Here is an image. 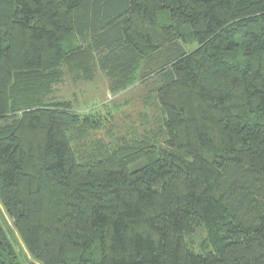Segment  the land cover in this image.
<instances>
[{
	"label": "trees",
	"instance_id": "trees-1",
	"mask_svg": "<svg viewBox=\"0 0 264 264\" xmlns=\"http://www.w3.org/2000/svg\"><path fill=\"white\" fill-rule=\"evenodd\" d=\"M0 205V264H264V0H0Z\"/></svg>",
	"mask_w": 264,
	"mask_h": 264
},
{
	"label": "rangeland",
	"instance_id": "rangeland-1",
	"mask_svg": "<svg viewBox=\"0 0 264 264\" xmlns=\"http://www.w3.org/2000/svg\"><path fill=\"white\" fill-rule=\"evenodd\" d=\"M149 96V90L143 84L122 91L117 95H111L108 90V81L99 74L90 83H71L70 80H67L63 85L55 88V93L50 98L52 97L57 103L70 105L72 111H76L77 114L79 112L83 113L90 108L101 109V112L108 110L110 114L114 113L118 134L125 135V132L141 131L142 129L140 128L143 126L142 123L144 121L150 119L149 121L154 123L153 115L158 117L155 113L154 99L152 95L150 100L147 99ZM155 123L157 124V120ZM146 129L149 128L146 127ZM0 211L3 214L1 205ZM5 220L9 224L8 226L12 228L10 221L6 217ZM15 238L19 244L18 252L23 263L39 264L28 256L19 238L16 236Z\"/></svg>",
	"mask_w": 264,
	"mask_h": 264
}]
</instances>
